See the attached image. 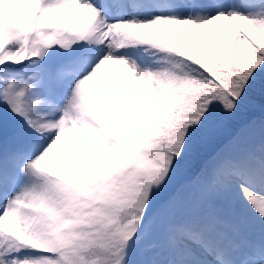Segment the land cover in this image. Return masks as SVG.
<instances>
[{"label":"snow or ice","instance_id":"1","mask_svg":"<svg viewBox=\"0 0 264 264\" xmlns=\"http://www.w3.org/2000/svg\"><path fill=\"white\" fill-rule=\"evenodd\" d=\"M0 264H264V0H0Z\"/></svg>","mask_w":264,"mask_h":264},{"label":"trees","instance_id":"2","mask_svg":"<svg viewBox=\"0 0 264 264\" xmlns=\"http://www.w3.org/2000/svg\"><path fill=\"white\" fill-rule=\"evenodd\" d=\"M203 155V153H200L190 160L186 173H183L177 177V183H182L186 179L187 175L195 172L200 160L203 158Z\"/></svg>","mask_w":264,"mask_h":264}]
</instances>
